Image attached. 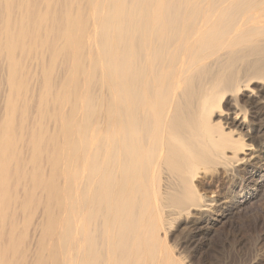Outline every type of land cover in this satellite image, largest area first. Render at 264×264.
<instances>
[{
    "label": "bare ground",
    "instance_id": "bare-ground-1",
    "mask_svg": "<svg viewBox=\"0 0 264 264\" xmlns=\"http://www.w3.org/2000/svg\"><path fill=\"white\" fill-rule=\"evenodd\" d=\"M237 56L264 79V0H0V264H181Z\"/></svg>",
    "mask_w": 264,
    "mask_h": 264
},
{
    "label": "rangeland",
    "instance_id": "rangeland-1",
    "mask_svg": "<svg viewBox=\"0 0 264 264\" xmlns=\"http://www.w3.org/2000/svg\"><path fill=\"white\" fill-rule=\"evenodd\" d=\"M237 57L235 75L249 81L220 94L208 115L210 125L232 133L235 160L199 167L193 185L205 207L163 213L160 240L181 264H264V79L238 74L247 58Z\"/></svg>",
    "mask_w": 264,
    "mask_h": 264
}]
</instances>
